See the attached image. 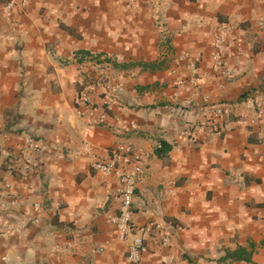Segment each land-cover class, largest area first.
I'll return each instance as SVG.
<instances>
[{"label": "crops", "instance_id": "crops-1", "mask_svg": "<svg viewBox=\"0 0 264 264\" xmlns=\"http://www.w3.org/2000/svg\"><path fill=\"white\" fill-rule=\"evenodd\" d=\"M262 17L264 0H0V264H131L110 222L117 177L96 167L118 144L145 164L139 264H264Z\"/></svg>", "mask_w": 264, "mask_h": 264}, {"label": "built area", "instance_id": "built-area-1", "mask_svg": "<svg viewBox=\"0 0 264 264\" xmlns=\"http://www.w3.org/2000/svg\"><path fill=\"white\" fill-rule=\"evenodd\" d=\"M13 5L8 3L4 7L6 15H10ZM154 20H157V15L152 16ZM259 25H264V17L260 18ZM224 47V41L218 39L215 43V50L212 54L213 67L220 76L230 78L232 73L225 69L222 60V54ZM191 68H194L193 63H189ZM103 89L110 97L122 92L123 87L120 83L106 80L103 82ZM91 90L88 86H84L78 95V103L86 110L79 109L78 114L92 115L94 110L93 100L91 97ZM254 108L256 117L260 118L264 115V96L258 97L254 102ZM108 110V105L105 107V111L101 112L95 117L94 122L103 123L105 112ZM228 113V110L217 109L215 114L223 116ZM198 128L197 126L194 129ZM86 134V133H84ZM26 146L34 156L38 155L40 148L36 145L33 138L26 139ZM96 167L106 176L114 175L117 177L118 187L116 190L117 197H119L120 204L117 214L113 215L110 219L111 224L116 228L117 238L120 242L128 241L127 259L131 264H139L141 262L142 255L145 251L144 240L142 236H137L135 233V227L132 223V201L135 193V188L139 181L142 179L145 173V164L142 155L137 154L129 146L115 145L110 150V155L105 161L96 162ZM39 164L34 160H28L22 166V170L25 173H36L39 170ZM4 206L0 205V210H3ZM147 231L151 232L153 224L147 227ZM159 230V229H158ZM161 231V242L164 246L169 245L171 234L167 231ZM103 251V248L99 249V252Z\"/></svg>", "mask_w": 264, "mask_h": 264}, {"label": "trees", "instance_id": "trees-1", "mask_svg": "<svg viewBox=\"0 0 264 264\" xmlns=\"http://www.w3.org/2000/svg\"><path fill=\"white\" fill-rule=\"evenodd\" d=\"M160 148H163V145Z\"/></svg>", "mask_w": 264, "mask_h": 264}]
</instances>
